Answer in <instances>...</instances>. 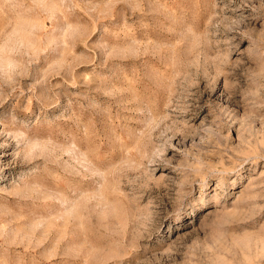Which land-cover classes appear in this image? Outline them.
<instances>
[{
  "label": "rangeland",
  "instance_id": "1",
  "mask_svg": "<svg viewBox=\"0 0 264 264\" xmlns=\"http://www.w3.org/2000/svg\"><path fill=\"white\" fill-rule=\"evenodd\" d=\"M0 264H264V0H0Z\"/></svg>",
  "mask_w": 264,
  "mask_h": 264
},
{
  "label": "bare ground",
  "instance_id": "2",
  "mask_svg": "<svg viewBox=\"0 0 264 264\" xmlns=\"http://www.w3.org/2000/svg\"><path fill=\"white\" fill-rule=\"evenodd\" d=\"M93 231V230H92ZM83 237V236H82ZM83 255V254H82ZM76 256V255H75ZM82 263V262H81Z\"/></svg>",
  "mask_w": 264,
  "mask_h": 264
}]
</instances>
